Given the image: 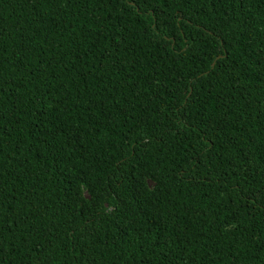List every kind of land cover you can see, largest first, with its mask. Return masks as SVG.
Instances as JSON below:
<instances>
[{
    "label": "trees",
    "instance_id": "trees-1",
    "mask_svg": "<svg viewBox=\"0 0 264 264\" xmlns=\"http://www.w3.org/2000/svg\"><path fill=\"white\" fill-rule=\"evenodd\" d=\"M0 264H264V0H0Z\"/></svg>",
    "mask_w": 264,
    "mask_h": 264
},
{
    "label": "rangeland",
    "instance_id": "rangeland-1",
    "mask_svg": "<svg viewBox=\"0 0 264 264\" xmlns=\"http://www.w3.org/2000/svg\"><path fill=\"white\" fill-rule=\"evenodd\" d=\"M58 107H60L59 100L54 97L49 104V108L54 109ZM155 186L156 181L152 177L148 175L144 176L143 182L139 185V190L146 201L150 200V198L152 197ZM80 197L81 204L85 205L93 198V195L87 187L81 186Z\"/></svg>",
    "mask_w": 264,
    "mask_h": 264
}]
</instances>
